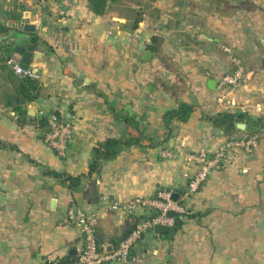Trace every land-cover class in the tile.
<instances>
[{
  "label": "crops",
  "instance_id": "crops-1",
  "mask_svg": "<svg viewBox=\"0 0 264 264\" xmlns=\"http://www.w3.org/2000/svg\"><path fill=\"white\" fill-rule=\"evenodd\" d=\"M177 2L110 0L99 15L89 0H0V264L76 259L83 237L64 221L69 208L95 212L99 246L113 252L144 215L110 210L102 196L127 201L160 190L179 193L192 216L173 236L147 231L127 261L107 264H264V131L254 123L264 117V0H185L176 28ZM27 20L35 31L18 32ZM153 36L162 37L156 51ZM19 37L35 45L30 69L40 87L23 115L5 104L20 78L7 64L21 59ZM228 45L247 77L223 90L219 80L236 67ZM182 102L196 110L186 122L173 120L169 134L165 114ZM53 112L73 126L65 156L42 135ZM220 113H243L249 123L226 135L206 118ZM132 136L140 143L76 190L49 173L88 174L97 144ZM250 137V152L233 148L229 162L184 197L199 170L191 154Z\"/></svg>",
  "mask_w": 264,
  "mask_h": 264
},
{
  "label": "built area",
  "instance_id": "built-area-1",
  "mask_svg": "<svg viewBox=\"0 0 264 264\" xmlns=\"http://www.w3.org/2000/svg\"><path fill=\"white\" fill-rule=\"evenodd\" d=\"M223 50L229 54L230 60L235 64V69L223 74L219 80V87L223 90H230L240 86L247 77L245 67L237 54V48L233 45L223 46ZM10 68L20 77L36 76L31 69L25 70L21 66V59L18 56H12L7 60ZM50 130L46 134L49 146L53 148L58 155L65 156L72 139L73 126L59 115L53 112L48 117ZM255 138L233 139L226 142L217 152L209 153L206 150H200L198 153L191 154V158L197 161L199 170L189 180L184 197H188L200 190L206 183L211 171L214 168H220L229 162V151L235 147L243 148L250 152L254 145ZM164 157H170L172 152L165 150L162 152ZM172 191L160 190L156 197L136 196L131 200L119 201L111 199L108 195L102 198L109 202L107 208L110 210H121L127 213H135L142 210L144 217L141 218L133 230L123 238L118 248L113 252L103 251L98 242L97 231L94 221L97 217L95 212H87L83 209L69 208L64 221L74 223L83 237V243L78 248L77 258L71 261H63L55 258L50 264H107L112 262L127 261L132 248L149 230H153L157 224L172 227L175 220L169 215V211L184 212L183 206L172 199Z\"/></svg>",
  "mask_w": 264,
  "mask_h": 264
},
{
  "label": "trees",
  "instance_id": "trees-1",
  "mask_svg": "<svg viewBox=\"0 0 264 264\" xmlns=\"http://www.w3.org/2000/svg\"><path fill=\"white\" fill-rule=\"evenodd\" d=\"M109 1L110 0H89L92 10L99 15L105 14ZM137 22L138 19L136 20V23ZM152 39L153 43L150 47L156 51L158 45H160L162 42V37L153 36ZM11 57L12 56H9L8 59ZM15 84L14 94L5 97V104L13 106V109L18 114L23 115L25 113L23 105L35 100L40 94L39 80L36 76H24L16 80ZM195 110L196 107L194 105L185 102L180 103L176 109L169 110L165 114V125L169 131V134L173 129V120L186 122ZM206 118L211 120L214 126L221 129L226 135H231L237 130L238 122L249 123L248 119H246L245 114L243 113H220L216 116H206ZM47 123L48 122L44 119L41 121L42 126H45ZM254 123L256 126H258V130H256V132L264 131V117L257 118L254 120ZM139 143L140 139L136 136H132L130 138H108L94 147L88 174L71 176L53 171H49V173H52L57 177H64V180L68 182L69 187L73 190H76L80 186L81 180L84 176H90L94 173L100 172L103 163L105 161L114 159L123 147ZM178 203H182L180 198L178 199ZM169 215L174 218L175 223L166 231L168 236H173V234L182 227L185 215L192 216L189 213L183 214L174 210L169 211Z\"/></svg>",
  "mask_w": 264,
  "mask_h": 264
},
{
  "label": "water",
  "instance_id": "water-1",
  "mask_svg": "<svg viewBox=\"0 0 264 264\" xmlns=\"http://www.w3.org/2000/svg\"><path fill=\"white\" fill-rule=\"evenodd\" d=\"M185 4V0H178L177 2V6H178V10H177V14H176V21H175V26L176 28L179 27L181 19H182V15H183V7ZM36 26L35 24H31V22L29 20H27L26 22L22 23L20 26H18V32L23 31V32H31V31H35ZM15 52L18 53L19 55H21V66L27 70L30 69V64L32 62V60L35 58V45L30 43V39L29 38H16L15 39ZM153 56V51L148 50L147 51V55H146V59H151ZM35 74H37V72L35 70H32ZM246 124L244 122H238L237 123V128L239 129H245L246 128ZM50 130V126L46 125L43 129L42 135H44L46 132H48ZM180 198V194L177 192H174L172 194V199L174 201H178V199ZM155 231L158 233H164L168 230V227L166 225L163 224H157L155 227Z\"/></svg>",
  "mask_w": 264,
  "mask_h": 264
}]
</instances>
